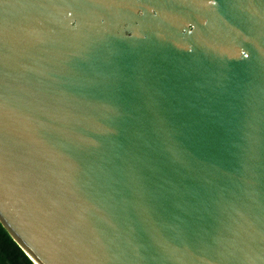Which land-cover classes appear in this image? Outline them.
Returning <instances> with one entry per match:
<instances>
[{
	"label": "water",
	"instance_id": "95a60500",
	"mask_svg": "<svg viewBox=\"0 0 264 264\" xmlns=\"http://www.w3.org/2000/svg\"><path fill=\"white\" fill-rule=\"evenodd\" d=\"M0 222L35 264H264V0H0Z\"/></svg>",
	"mask_w": 264,
	"mask_h": 264
},
{
	"label": "trees",
	"instance_id": "16d2710c",
	"mask_svg": "<svg viewBox=\"0 0 264 264\" xmlns=\"http://www.w3.org/2000/svg\"><path fill=\"white\" fill-rule=\"evenodd\" d=\"M0 264H35L0 222Z\"/></svg>",
	"mask_w": 264,
	"mask_h": 264
}]
</instances>
